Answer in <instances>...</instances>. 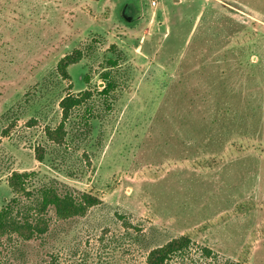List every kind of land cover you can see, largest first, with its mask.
I'll return each instance as SVG.
<instances>
[{
    "label": "rangeland",
    "instance_id": "obj_1",
    "mask_svg": "<svg viewBox=\"0 0 264 264\" xmlns=\"http://www.w3.org/2000/svg\"><path fill=\"white\" fill-rule=\"evenodd\" d=\"M44 186L102 202L0 236V264H147L182 235L168 264H264V0H0V204Z\"/></svg>",
    "mask_w": 264,
    "mask_h": 264
},
{
    "label": "trees",
    "instance_id": "obj_2",
    "mask_svg": "<svg viewBox=\"0 0 264 264\" xmlns=\"http://www.w3.org/2000/svg\"><path fill=\"white\" fill-rule=\"evenodd\" d=\"M82 58L81 50L77 49L73 53L64 55L57 64L59 73L68 78V67L79 62ZM111 66L117 65L116 59L109 60ZM105 85L101 91L104 96H109L116 87L115 81L111 77V73L106 71L102 75ZM89 91H84L80 95L68 94L61 102L62 121L54 129H48L46 132L49 139L56 142H63L66 130L65 122L72 115L73 109L80 106L88 100ZM40 160L43 159L44 153L37 154ZM31 175L30 172L14 171L9 177V184L14 192L20 194L26 191V182ZM102 201L97 196L80 192L78 194L69 191L61 192L55 186H44L35 199L33 206L26 210V214L20 211L19 197H13L5 205L0 204V236L17 235L25 240L32 239L47 232L49 228V219L47 213L50 208H53L56 215L61 219H68L76 216L85 215L88 210L100 204ZM191 238L182 235L173 238L162 246L152 249L147 256V264H168L169 261L177 254L183 253L190 247ZM232 264H245L237 261Z\"/></svg>",
    "mask_w": 264,
    "mask_h": 264
}]
</instances>
